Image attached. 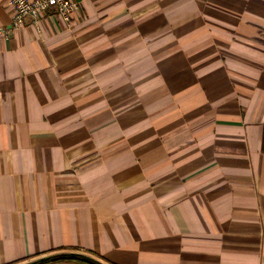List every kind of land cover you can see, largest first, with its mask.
Here are the masks:
<instances>
[{
	"label": "crops",
	"instance_id": "0c3cea01",
	"mask_svg": "<svg viewBox=\"0 0 264 264\" xmlns=\"http://www.w3.org/2000/svg\"><path fill=\"white\" fill-rule=\"evenodd\" d=\"M78 1L0 0V264H264V0Z\"/></svg>",
	"mask_w": 264,
	"mask_h": 264
},
{
	"label": "built area",
	"instance_id": "2783aa9c",
	"mask_svg": "<svg viewBox=\"0 0 264 264\" xmlns=\"http://www.w3.org/2000/svg\"><path fill=\"white\" fill-rule=\"evenodd\" d=\"M14 13L12 29L25 25L27 17H40L54 10L61 21L72 24L80 18L81 3L78 0H8ZM9 29H0V37H8Z\"/></svg>",
	"mask_w": 264,
	"mask_h": 264
},
{
	"label": "trees",
	"instance_id": "16d2710c",
	"mask_svg": "<svg viewBox=\"0 0 264 264\" xmlns=\"http://www.w3.org/2000/svg\"><path fill=\"white\" fill-rule=\"evenodd\" d=\"M75 261L79 264H100L98 261L82 256V255H78V254H60L51 258H46L45 260H41L39 262H35L32 264H44V261Z\"/></svg>",
	"mask_w": 264,
	"mask_h": 264
}]
</instances>
